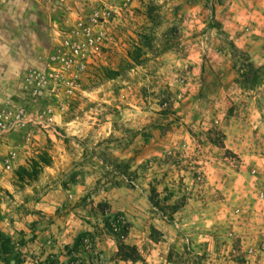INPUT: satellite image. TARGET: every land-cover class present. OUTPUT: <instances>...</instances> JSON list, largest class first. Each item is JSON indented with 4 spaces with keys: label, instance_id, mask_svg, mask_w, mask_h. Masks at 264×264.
<instances>
[{
    "label": "rangeland",
    "instance_id": "rangeland-1",
    "mask_svg": "<svg viewBox=\"0 0 264 264\" xmlns=\"http://www.w3.org/2000/svg\"><path fill=\"white\" fill-rule=\"evenodd\" d=\"M219 1L0 0L2 41L45 36L48 21L43 63L58 56L55 91L33 108L52 105L56 127L33 129L30 145L20 136L25 163L4 175L17 182L0 200V264H264L263 240L249 246L227 216L198 214L220 201L209 155L182 156L181 99L203 78L192 62L228 50L249 73L215 19ZM124 230L137 261L118 255Z\"/></svg>",
    "mask_w": 264,
    "mask_h": 264
},
{
    "label": "crops",
    "instance_id": "crops-1",
    "mask_svg": "<svg viewBox=\"0 0 264 264\" xmlns=\"http://www.w3.org/2000/svg\"><path fill=\"white\" fill-rule=\"evenodd\" d=\"M0 14L4 15L2 11ZM215 19L231 44L260 70L258 85L245 87L246 73L228 50H220L222 56L211 66L207 61H193L203 78L196 83L197 95L181 99L182 156L201 163L198 156L209 155L208 161L202 162L205 180L220 201L211 202L212 209L207 207L198 214L211 212V221L219 215L227 216L236 237L257 246L264 241V0L219 1L215 4ZM45 29L46 38L40 31L25 32L19 39L8 41L0 37V109L9 97L20 102L23 74L45 64L49 54L45 47L54 32L48 21ZM20 136L23 138L19 132L0 136V200L15 190L17 182L14 173L1 175L8 151L19 147L16 168L25 163ZM226 154L237 158V168L224 163Z\"/></svg>",
    "mask_w": 264,
    "mask_h": 264
},
{
    "label": "built area",
    "instance_id": "built-area-1",
    "mask_svg": "<svg viewBox=\"0 0 264 264\" xmlns=\"http://www.w3.org/2000/svg\"><path fill=\"white\" fill-rule=\"evenodd\" d=\"M90 34V30L87 32ZM58 60L53 54L43 67H31L25 71L21 80V102L15 103L12 97L0 109V136L12 132H24L23 139L26 145L34 140L33 129L41 128L46 131L56 127L55 109L48 104L33 111L49 93H54L55 88L50 83L58 76L52 64ZM16 148H11L3 161L2 177L12 171L17 160Z\"/></svg>",
    "mask_w": 264,
    "mask_h": 264
},
{
    "label": "trees",
    "instance_id": "trees-1",
    "mask_svg": "<svg viewBox=\"0 0 264 264\" xmlns=\"http://www.w3.org/2000/svg\"><path fill=\"white\" fill-rule=\"evenodd\" d=\"M231 49L232 52L235 54H240L242 57H245V54L239 52L233 44H231ZM249 67V73L245 74L244 77V83L245 87L249 88L251 86H256L258 85V77L257 73L260 71L259 69L254 68L251 66V64H248ZM108 226H113L111 228H115V233L116 235H119V231L122 229L121 223H107ZM127 231L124 230V234H122L121 238L118 240V255L121 259L126 260V261H137L139 259V252L135 246H130L125 243V236H126ZM84 235L80 236L77 240L79 243L80 239ZM54 264H60V262H54Z\"/></svg>",
    "mask_w": 264,
    "mask_h": 264
}]
</instances>
